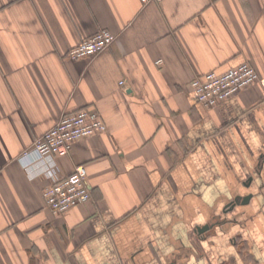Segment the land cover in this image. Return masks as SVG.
<instances>
[{
  "label": "crops",
  "instance_id": "1",
  "mask_svg": "<svg viewBox=\"0 0 264 264\" xmlns=\"http://www.w3.org/2000/svg\"><path fill=\"white\" fill-rule=\"evenodd\" d=\"M243 61L264 79V0H0V264H264V84L212 107L190 89ZM81 107L106 130L25 167ZM50 162L83 164L90 198L53 213Z\"/></svg>",
  "mask_w": 264,
  "mask_h": 264
},
{
  "label": "built area",
  "instance_id": "2",
  "mask_svg": "<svg viewBox=\"0 0 264 264\" xmlns=\"http://www.w3.org/2000/svg\"><path fill=\"white\" fill-rule=\"evenodd\" d=\"M154 1L161 0H140L143 4ZM113 39L114 35L109 30L100 29L71 47L67 55L72 59L93 56L107 48ZM258 81L264 84V79L259 77L251 63L243 61L223 71L209 70L195 75L190 80V89L198 105L212 107ZM105 130L106 124L97 110L81 107L64 113L18 158L28 167L33 161L63 156L71 150L75 141ZM43 174L49 182L42 189V197L53 213H64L90 198L83 164L76 165L70 173L61 176L56 164L50 162Z\"/></svg>",
  "mask_w": 264,
  "mask_h": 264
},
{
  "label": "water",
  "instance_id": "3",
  "mask_svg": "<svg viewBox=\"0 0 264 264\" xmlns=\"http://www.w3.org/2000/svg\"><path fill=\"white\" fill-rule=\"evenodd\" d=\"M247 199V197H244V200H246Z\"/></svg>",
  "mask_w": 264,
  "mask_h": 264
}]
</instances>
